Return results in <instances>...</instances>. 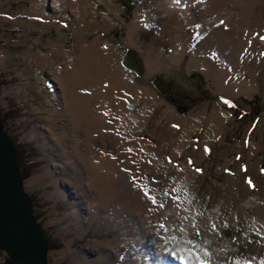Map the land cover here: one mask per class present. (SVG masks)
Listing matches in <instances>:
<instances>
[{
  "label": "rangeland",
  "instance_id": "obj_1",
  "mask_svg": "<svg viewBox=\"0 0 264 264\" xmlns=\"http://www.w3.org/2000/svg\"><path fill=\"white\" fill-rule=\"evenodd\" d=\"M127 1L130 9L124 6L123 0H91L88 19H96L93 28L103 23L102 18L110 21L113 27L107 32L91 27L85 34L83 23L77 20L69 5L66 9L59 0H0V110L2 118H6L5 127L8 132L12 131L9 136L16 145L25 190L32 198L34 217L53 246L49 251V264H101L102 258L92 251V241L120 239L129 232L127 225L117 231H106L107 223L97 229L94 218L100 205L95 204L88 212L83 196L68 189L73 187V176L79 177L83 184L85 176L60 167L63 161L56 155L52 136L53 132L63 133L66 146L75 143L70 117L59 113L63 111L64 95L62 85L55 76L57 69L65 73L67 66L72 70L79 55L77 32L89 42L94 40L95 35H103L107 48L126 52L128 48L124 38L136 8L142 1L149 4L154 0ZM106 2L116 6L113 12H109ZM227 6L225 9L230 8V5ZM225 22L224 17L213 15L188 25L182 35V43L188 50L179 69L187 64L206 37ZM162 48L165 54H169L170 45ZM252 51L250 57L245 55L244 59L257 64L264 58V51L256 48ZM135 52L143 73L137 76L132 70L130 72L133 81L148 86V109L143 107L142 100L132 108L134 114L145 115L132 136L144 141L140 144V158L148 162L151 169L150 175L142 179L141 188L152 198L154 208L164 209V201L171 197L177 202V207L183 209L184 219H192V226L199 225L204 219L212 230H217L219 218L232 214L235 220L240 219V208L235 207H239L241 201L247 199L254 205H264V95L255 92L250 96L227 97L214 92L218 81L208 79L200 68L184 71L183 67L177 75L175 70L166 71L167 68L156 59H153L155 62L151 68L149 65L146 67L140 58L142 50L135 49ZM205 55L208 58L220 56L217 44L209 48ZM216 63L219 66L222 64L220 61ZM229 65L232 66L230 62ZM253 72L258 76L262 69L259 67ZM237 74L246 80L251 79L243 64L238 66ZM158 80L162 83L160 87H156ZM173 89L181 90L194 102L191 104L192 100L188 101L184 103L183 110L179 109L171 100L175 96ZM215 107L217 115L213 117L211 109L201 113L205 108ZM193 111L195 113L191 114ZM225 114L229 117L223 121L221 117ZM191 116L194 123L189 127L186 120ZM175 117L181 122H177ZM115 120L120 121L119 117H112L110 123ZM122 130L127 131L124 134H129L130 125H122ZM95 147L100 155L103 148L100 145ZM199 158L201 162L197 164L195 160ZM254 163H257V169L248 170V164ZM185 169L192 172L184 179L171 173ZM238 185L240 188H237ZM234 189L242 192L238 195ZM77 207L85 211L81 214L77 212L78 219H74L71 211L77 210ZM248 215V226L252 229L255 220ZM99 216L105 218L103 213ZM163 229L166 230L165 227ZM177 230L183 231L181 227ZM197 234L200 233L197 231ZM260 237H264V232L260 233ZM178 241H186L191 246L198 243L187 236L180 237ZM6 260L0 252V264H7Z\"/></svg>",
  "mask_w": 264,
  "mask_h": 264
},
{
  "label": "bare ground",
  "instance_id": "obj_2",
  "mask_svg": "<svg viewBox=\"0 0 264 264\" xmlns=\"http://www.w3.org/2000/svg\"><path fill=\"white\" fill-rule=\"evenodd\" d=\"M59 1L66 9L69 5L77 20L83 23L85 34L88 29L93 28L96 19H88L91 0ZM145 2L138 5L128 26L124 38L128 48L126 52L114 47L107 48L103 35H95L94 40L89 42L83 34L77 32L79 55L72 70L66 66L65 73L63 69V72L57 69L56 76L54 75L62 85L64 95L63 111L59 113L70 117L72 138L75 141L72 146H66L65 135L53 132L56 155L63 161V166H60L62 169H72L75 175L85 176L84 184L79 177L73 176V187L69 184L71 188L68 189L83 196V203L88 207L86 211L89 212L95 204L100 205L94 218L97 229L106 223L109 225H105L108 228L106 231H117L127 226L129 229L120 239L93 240L92 251H96L102 258L101 264H264V237H260V233L264 232V205H254L251 200H243L239 207H235L241 211L239 220L229 214L227 218H219L217 230H212L204 219L200 220L199 225L192 226V219H184L183 209L178 208L177 202L171 197L164 201V209H155L152 198L142 192V179L150 175L151 167L140 158V144L144 141L134 138L132 134L135 127L142 123L141 117L143 119L145 115L134 114L132 108L142 100L143 107L148 109V86L133 81L130 72H134L131 59L133 62L139 61L135 52V49H139L142 50L141 61L146 67L149 65L151 68V64L155 62L153 59H156L162 67L167 68L166 71L175 70L177 75L183 67L184 71L200 68L208 79L218 81L214 84L215 93L231 98L238 95L250 96L255 92L264 95V85L261 88L264 83V58L257 64H251L244 59L245 55L250 57V51L254 52L255 48L260 52L264 51V39H261L264 37V0ZM106 4L109 12H113L116 6L108 5L107 2ZM227 5L230 8L225 9ZM213 15L224 17L226 22L208 35L196 49L195 56L189 57L187 64L179 69L188 50L184 42L182 43L185 29L191 23ZM102 21L103 23L97 24L93 29L110 31L113 24L106 18H102ZM214 44L219 47L221 55L208 58L205 52ZM164 45H170L169 54L164 53ZM216 61L222 64L219 66ZM137 64L142 67L141 63ZM241 64L251 74L250 81L237 74V68ZM259 67L262 72L257 76L253 71ZM169 75L174 76L173 73ZM139 89L143 94L139 95ZM208 109H211V117L217 115V107L205 108L201 113H207ZM194 113L195 111L191 112ZM112 117H119L120 121L110 123ZM227 117L229 115L225 114L221 118L226 121ZM175 119L181 122L178 117ZM186 123L189 127L192 126L194 118L191 116ZM122 125H130L129 134H124L127 131H120ZM98 145L103 148L100 155L95 150ZM129 148L132 149L131 152L128 151ZM195 162L200 164L201 159ZM256 165L248 164L247 168L257 169ZM191 172L185 169L171 173L184 179ZM152 174L157 176L155 172ZM234 192L239 195L242 190L234 189ZM70 193L74 195L73 192ZM85 210L81 207L73 209L72 218L78 219L77 212L81 214ZM102 213L105 218L99 216ZM248 214L255 220L252 229L248 226ZM180 227L183 229L181 232L177 230ZM174 236L177 238H173ZM182 236L196 239L197 245L191 246L186 241L179 242ZM170 250L172 252L169 253Z\"/></svg>",
  "mask_w": 264,
  "mask_h": 264
},
{
  "label": "water",
  "instance_id": "obj_3",
  "mask_svg": "<svg viewBox=\"0 0 264 264\" xmlns=\"http://www.w3.org/2000/svg\"><path fill=\"white\" fill-rule=\"evenodd\" d=\"M133 61L134 73L140 76L142 67ZM161 85L158 80L156 87ZM49 251L25 190L16 145L5 131L0 110V252L11 264H49Z\"/></svg>",
  "mask_w": 264,
  "mask_h": 264
},
{
  "label": "trees",
  "instance_id": "obj_4",
  "mask_svg": "<svg viewBox=\"0 0 264 264\" xmlns=\"http://www.w3.org/2000/svg\"><path fill=\"white\" fill-rule=\"evenodd\" d=\"M123 1H124V6L127 9H130L131 7H130V4L128 3V1L127 0H123ZM173 93H174L175 96L171 100L179 106V109L183 110L184 109L183 108L184 105H183L182 102H184V100L187 101V100H190V99H188V97L184 93H182L181 90L173 89ZM4 119L6 120V118H2L3 123H4ZM4 127H5V123H4ZM5 131L7 132L8 135H10L11 132H12V131L8 132V129L6 127H5ZM47 240H48L49 250H50V249H52L53 246H52V243L50 242L49 238ZM53 240L57 241V239H53ZM6 262H7V264H11L8 260H6Z\"/></svg>",
  "mask_w": 264,
  "mask_h": 264
},
{
  "label": "snow or ice",
  "instance_id": "obj_5",
  "mask_svg": "<svg viewBox=\"0 0 264 264\" xmlns=\"http://www.w3.org/2000/svg\"><path fill=\"white\" fill-rule=\"evenodd\" d=\"M177 2L179 3V0H177ZM261 39H264V37H261ZM225 103H228V101H227V100H225ZM128 151H129V152H131V151H132V149H131V148H129V149H128ZM197 171H200V170H199V169H197Z\"/></svg>",
  "mask_w": 264,
  "mask_h": 264
},
{
  "label": "flooded vegetation",
  "instance_id": "obj_6",
  "mask_svg": "<svg viewBox=\"0 0 264 264\" xmlns=\"http://www.w3.org/2000/svg\"><path fill=\"white\" fill-rule=\"evenodd\" d=\"M188 101H189V103H190V100H187V101H185V102H182L183 105H184V103H186V102L188 103ZM193 102H194V100L191 101V104H192ZM179 105H180V104H179Z\"/></svg>",
  "mask_w": 264,
  "mask_h": 264
}]
</instances>
